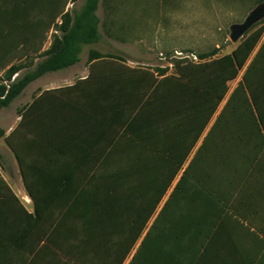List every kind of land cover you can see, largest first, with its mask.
Masks as SVG:
<instances>
[{
  "label": "trees",
  "instance_id": "obj_1",
  "mask_svg": "<svg viewBox=\"0 0 264 264\" xmlns=\"http://www.w3.org/2000/svg\"><path fill=\"white\" fill-rule=\"evenodd\" d=\"M71 1L0 0V74L43 58L9 90L0 86V110L31 82L80 62L84 47L102 40L97 0L73 16ZM59 20L61 35L44 51ZM263 36L264 19L231 53L202 62L176 59L168 76L91 48L85 82L94 89L79 105L101 108L104 122L123 129L122 139L97 141L88 152L98 160L65 163L61 176L35 175L36 141L31 138L30 149L14 141L19 126L5 139L34 202V211L26 210L0 173V239L23 237L10 241L11 251L23 255L21 264H197L200 222L219 218L247 222L264 238V95L253 82L258 53L252 59ZM64 91L35 97L21 123L38 107L72 105ZM53 152L66 153L62 147ZM244 248L221 264H264V239Z\"/></svg>",
  "mask_w": 264,
  "mask_h": 264
},
{
  "label": "rangeland",
  "instance_id": "obj_2",
  "mask_svg": "<svg viewBox=\"0 0 264 264\" xmlns=\"http://www.w3.org/2000/svg\"><path fill=\"white\" fill-rule=\"evenodd\" d=\"M263 1L97 0L94 13L98 18L102 40L84 47L78 66L81 68L89 66V52L91 48H96L103 55L111 54L131 66L151 69L159 76L173 75L176 72L174 67L176 59L202 62L231 53L242 40L237 43L231 41V25L242 23ZM86 2L87 0H72L67 9L68 13L73 16ZM62 22L63 20H59L50 32L44 51L49 49L55 37L61 35ZM210 53L215 54L201 57ZM42 59L31 57L18 62L15 68H19V72L13 75L11 70L2 72L0 86L9 90L17 78L32 71ZM242 75L243 72L236 80L230 82V93ZM41 83L39 82V85ZM36 85L34 81L31 82L9 106L0 110V173L5 174L15 188L13 181H18L15 177L18 166L13 153L2 141L4 127L2 117L15 109L20 112L25 104L41 91L42 86L35 91ZM48 86H51V83ZM224 104L225 102L221 108ZM6 122L8 124V118Z\"/></svg>",
  "mask_w": 264,
  "mask_h": 264
},
{
  "label": "crops",
  "instance_id": "obj_3",
  "mask_svg": "<svg viewBox=\"0 0 264 264\" xmlns=\"http://www.w3.org/2000/svg\"><path fill=\"white\" fill-rule=\"evenodd\" d=\"M257 53L258 56L253 70V82L258 84L264 95V36L254 51L252 59ZM78 64L79 62L67 69L51 72L36 79L34 81L37 84L35 91H38L42 86L41 91L31 98L20 112L15 109V111H9L7 116L2 117L4 123L2 141L5 142V139L18 126L20 129L16 133L14 141H21L20 143L29 149L31 138L36 141L32 145L34 154L30 155L34 157L36 167L40 168V171H35L36 176H61L63 172H67L64 171L66 170L65 163L98 160L99 155L97 153L88 152L89 147L97 148L100 146L97 141H121L122 139L123 129L116 124L110 125L104 122L100 116L101 111H103L101 108H88L87 105H85L87 107L79 105L89 101L86 96L90 89H94V86L91 87L89 83L85 82L90 76V63L89 66H83L82 68ZM126 64L134 67L128 63ZM39 82L42 83L39 85ZM49 83H51V86H48ZM64 88L66 91L61 95L65 94L68 102L72 105L65 108L58 106L38 107L33 115L25 117L23 123H21L24 109L32 103L35 97L44 91ZM7 118L8 124L6 122ZM32 134L34 135L31 136ZM60 147L66 151L65 154L53 152ZM48 150L49 153H47ZM9 151H11L10 148ZM14 160L18 166L17 173L15 172L18 181H13L16 188L5 174L1 175L9 183L24 208L29 212H33L34 202L24 185L22 173L15 156ZM246 208L251 209L250 196ZM241 223L242 225L229 218H219L211 220L208 225L205 220H202L195 236L197 264H221L229 256H232L235 250L242 249L244 251V246L249 248L251 242H255V238L258 240L264 239L255 226H249L247 222L241 221ZM9 224L7 223V226ZM17 226L20 230V220ZM13 239L24 240L20 235L16 238L4 235L3 239H0L4 241V243H0V264H21L23 255L11 251L10 241Z\"/></svg>",
  "mask_w": 264,
  "mask_h": 264
},
{
  "label": "water",
  "instance_id": "obj_4",
  "mask_svg": "<svg viewBox=\"0 0 264 264\" xmlns=\"http://www.w3.org/2000/svg\"><path fill=\"white\" fill-rule=\"evenodd\" d=\"M264 19V1L258 4L242 23L232 24L230 38L233 43L242 39L257 23Z\"/></svg>",
  "mask_w": 264,
  "mask_h": 264
}]
</instances>
